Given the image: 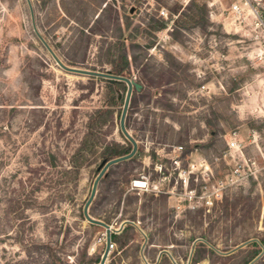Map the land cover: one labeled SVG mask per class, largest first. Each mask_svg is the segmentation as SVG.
Returning <instances> with one entry per match:
<instances>
[{"label": "rangeland", "instance_id": "374dc122", "mask_svg": "<svg viewBox=\"0 0 264 264\" xmlns=\"http://www.w3.org/2000/svg\"><path fill=\"white\" fill-rule=\"evenodd\" d=\"M245 1L234 17V0H0V264H98L104 230L81 209L100 160L85 155L75 171L71 155L107 103L98 148L127 142L126 87L110 99L99 78L61 70L33 30L69 67L110 72L123 56L141 86L124 118L136 152L107 170L87 209L111 227L104 264H241L250 243L219 257L249 239L251 264H264V0ZM231 132L239 159L224 155ZM235 162L244 172L231 184ZM217 182L220 200L195 205Z\"/></svg>", "mask_w": 264, "mask_h": 264}, {"label": "trees", "instance_id": "16d2710c", "mask_svg": "<svg viewBox=\"0 0 264 264\" xmlns=\"http://www.w3.org/2000/svg\"><path fill=\"white\" fill-rule=\"evenodd\" d=\"M154 24L155 26L153 27V30H161L165 27V23L162 21H159V22L154 21ZM109 73L112 75L124 76L128 78L129 72L127 70V64L123 56L117 57L116 61L112 62L111 71ZM99 80L105 83V90H106V93L109 94L110 99H113V94H114L115 89H121L124 87V84L122 83L108 84L106 80H103V79H99ZM112 111H113L112 105L107 103L105 105L100 106L97 109H94L88 115L86 125H85V132L82 138L80 139L77 148L74 150L73 154L71 155V166L75 171H77V169L81 165L79 161L82 160V158L85 155L97 153V157L101 162L102 160H109L112 158H116V157L125 155L129 152L130 145L128 142H126V146H122L116 143H109L100 148H98L97 146L98 132L99 130H101L102 127L106 125L108 121L111 120ZM131 159L132 158H130L129 160L120 162L118 164L127 163L131 161ZM116 165H113V166H116ZM106 176H107V172H106L105 177L101 178L99 181H104L106 179ZM89 226L98 227V226L91 225V224H89ZM259 243L261 244L262 247H264V239H259ZM248 247L251 248V251L248 253V255L245 257V259L242 261L241 264H247L259 252L256 244L254 243H250ZM207 252L209 253V255H213L212 251L207 250ZM234 256L235 254H230L226 257H219V258H225L228 260V259L233 258ZM90 262L91 261L89 260L88 263ZM53 263L57 264L58 260L53 258Z\"/></svg>", "mask_w": 264, "mask_h": 264}, {"label": "water", "instance_id": "95a60500", "mask_svg": "<svg viewBox=\"0 0 264 264\" xmlns=\"http://www.w3.org/2000/svg\"><path fill=\"white\" fill-rule=\"evenodd\" d=\"M28 7H29V5H28ZM33 32H34L35 36L37 37V39L41 42V44L43 45V47L45 48L47 53L50 55V57L54 61L55 65L58 68H60L61 70L68 72V73H72V74H79V75H85V76L92 77V78L103 79V80H106V82L108 84L122 83L126 87L117 124H118L119 133L129 143L130 150L125 155H122V156H119L116 158H112L109 160H102L99 163V165L97 167L98 172H97V174H96V176H95V178L91 184V188H90L88 198L85 201V203L83 204L82 209H81L82 217L88 224L98 226L104 230V249H103V252L101 254L100 260L98 262V264H104L105 258L107 257V254H108V245L110 242V239H109L110 228L107 224L103 223L102 221L91 218L87 214V209H88V206H89V204H90V202L93 199V196L95 194V189H96L97 183L99 182V180L101 178L105 177L107 170L113 165H116L120 162L129 160L130 158H132V156L136 152V143L131 138V136L127 133V131L125 130L124 118H125V114H126V109L128 107L129 99L131 96V91L133 90L134 92H138L140 90L141 86L139 84L135 83L132 79H129V78L124 77V76L112 75L108 71L97 72V71L83 70V69H78V68L66 66V65L62 64L60 62V60L54 55V53L51 51V49L43 41V39L34 30H33ZM198 241H200L201 243H205L203 240H198ZM249 243L258 244V241L256 239H249V240L237 245L233 249H231L229 252H227V254L233 253L234 251L248 245ZM194 244H195V242L192 243V245H191L190 252H189V258H190L191 252L193 250ZM208 248L217 254H221L218 251H216L214 248H212L211 246H208ZM257 257L258 256L253 258L248 264H251L253 261H255L257 259Z\"/></svg>", "mask_w": 264, "mask_h": 264}, {"label": "built area", "instance_id": "2783aa9c", "mask_svg": "<svg viewBox=\"0 0 264 264\" xmlns=\"http://www.w3.org/2000/svg\"><path fill=\"white\" fill-rule=\"evenodd\" d=\"M241 6H247L246 1L245 0H234V2L229 6V10L230 13L235 17L237 15H239V13L241 12ZM255 12V10H252ZM159 15L165 16V13L163 12V10H160ZM258 26H260L262 28V32L264 34V23H262L261 21H258L257 23ZM259 54H264V44L259 48ZM204 86H200V90H203ZM226 148H227V152L224 153V155H230V152H237L236 155V159H239V157H241L240 154V150H239V145H238V141H237V134L236 132H231L228 135V140L226 142ZM242 164H244V166L246 167V175L248 174H253V172L255 171V163L251 160H241ZM242 172H244L243 170V165H240L238 162H235V166L234 168L231 170V172L229 173L228 177L226 178L227 181H229V183L233 184L234 182H236L238 179L241 178ZM191 174L190 171H187V174ZM188 178V176H187ZM182 179V185L186 186V181H184ZM141 182V181H140ZM143 186L140 187L141 189H143L145 187V183L142 182ZM225 187V182H217L215 184V186L213 187V191L211 192L210 196L206 197L205 193H206V187L204 184H202L199 188V196L196 197V202L195 205H198L199 203L203 204V206H209L211 205L214 201H219L221 198V190ZM189 196L187 197L186 201L190 202L193 194H191V192L189 191ZM195 198V197H194ZM112 249V244L109 242L108 245V251H110Z\"/></svg>", "mask_w": 264, "mask_h": 264}, {"label": "bare ground", "instance_id": "6f19581e", "mask_svg": "<svg viewBox=\"0 0 264 264\" xmlns=\"http://www.w3.org/2000/svg\"><path fill=\"white\" fill-rule=\"evenodd\" d=\"M142 183V182H141ZM135 186L136 187H142L143 186V184L141 185V186H138L137 184H136V182H135ZM110 229H111V227H109Z\"/></svg>", "mask_w": 264, "mask_h": 264}]
</instances>
